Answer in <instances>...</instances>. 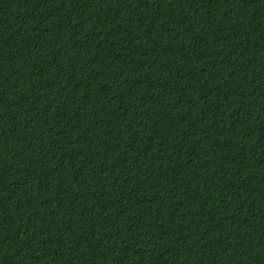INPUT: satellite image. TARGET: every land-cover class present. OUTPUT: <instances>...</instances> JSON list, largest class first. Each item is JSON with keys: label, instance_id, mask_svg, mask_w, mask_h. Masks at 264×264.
<instances>
[{"label": "trees", "instance_id": "1", "mask_svg": "<svg viewBox=\"0 0 264 264\" xmlns=\"http://www.w3.org/2000/svg\"><path fill=\"white\" fill-rule=\"evenodd\" d=\"M0 264H264V0H0Z\"/></svg>", "mask_w": 264, "mask_h": 264}]
</instances>
